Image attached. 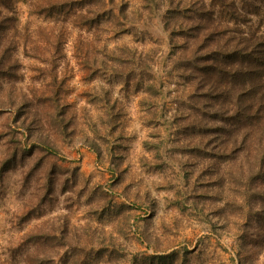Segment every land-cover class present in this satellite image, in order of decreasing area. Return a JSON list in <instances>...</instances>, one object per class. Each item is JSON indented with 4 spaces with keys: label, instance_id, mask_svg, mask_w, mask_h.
Listing matches in <instances>:
<instances>
[{
    "label": "rangeland",
    "instance_id": "1",
    "mask_svg": "<svg viewBox=\"0 0 264 264\" xmlns=\"http://www.w3.org/2000/svg\"><path fill=\"white\" fill-rule=\"evenodd\" d=\"M0 264H264V0H0Z\"/></svg>",
    "mask_w": 264,
    "mask_h": 264
}]
</instances>
